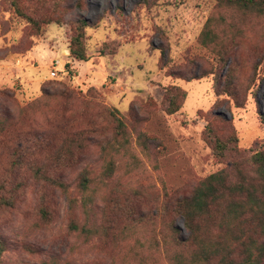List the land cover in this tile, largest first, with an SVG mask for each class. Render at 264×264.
I'll return each mask as SVG.
<instances>
[{
  "label": "rangeland",
  "instance_id": "rangeland-1",
  "mask_svg": "<svg viewBox=\"0 0 264 264\" xmlns=\"http://www.w3.org/2000/svg\"><path fill=\"white\" fill-rule=\"evenodd\" d=\"M12 2L0 0V187L6 195L15 191L14 206L0 212V235L10 245L0 264H173L161 235L170 219L153 214L227 166L203 140L206 126H216L223 138L234 132L243 162L264 149V58L254 53L264 48V18L216 0H19L25 14L40 21L37 30ZM43 16L60 23L45 24ZM211 17L219 38L233 46L223 63L200 41ZM79 18L90 24L87 61L70 53ZM194 76L200 77L186 79ZM170 86L187 92L174 115L163 104ZM107 109L117 110L130 140L126 150L112 154L116 173L99 190L104 219L112 191L145 215L141 227L116 245L70 229L72 221L85 220L77 178L83 169L100 172L103 142L113 141ZM70 119V132L82 133L84 149L76 148L72 161L60 160L68 125H54ZM37 169L62 176L69 196L45 188ZM43 193L53 216L47 225L37 215ZM102 208L98 199L95 225ZM176 224L187 236L183 220ZM155 238L159 248H151Z\"/></svg>",
  "mask_w": 264,
  "mask_h": 264
},
{
  "label": "trees",
  "instance_id": "trees-1",
  "mask_svg": "<svg viewBox=\"0 0 264 264\" xmlns=\"http://www.w3.org/2000/svg\"><path fill=\"white\" fill-rule=\"evenodd\" d=\"M55 5L58 0H53ZM222 7L232 11L241 12L247 16L264 18V0H216ZM15 12L26 18L37 30L40 29V21L33 16H27L19 0H13ZM45 24L59 22L57 18H45ZM218 23L214 18H209L200 35V41L208 46L219 56V62L226 61L232 47L219 38ZM90 27L88 21L79 18L74 22L73 36L70 44L71 56L78 61H87V48L85 44L86 29ZM233 42L237 44L236 38ZM255 57L264 58V48L258 50ZM176 75V73H171ZM176 77H183L180 74ZM200 76L188 77L187 80L198 79ZM185 79V78H184ZM232 80L227 81L228 94L232 92ZM187 98V92L178 86H170L165 89L163 104L169 115L176 114L183 106ZM112 123L113 141L101 147L102 166L95 176L92 170L83 169L77 178L76 189L80 196V205L85 220L80 225L72 221L70 229L80 234L95 237L104 242L108 241L116 245L120 236L135 229H139L140 221L145 219L144 214L137 213L131 201L115 198L116 191L110 192L105 198L104 219V185L112 179L116 173V164L112 159L114 152L126 150L129 144L130 133L123 119L118 116L115 109H107ZM104 114V111H103ZM68 125L63 131L61 144L57 154L60 160L72 161L76 148L84 149L82 133L74 135L70 132L72 120H61L54 125L56 129ZM203 140L212 149L213 155L227 166L200 181L193 191L186 196L165 200L161 209L154 212V218L160 213L162 218H169L164 228V249L171 252L173 264H263L264 262V149L254 150L247 162H243L242 151L237 146L238 139L233 132L227 138H223L216 126L209 123L203 131ZM47 142V141H46ZM236 154L238 156H236ZM232 158L229 160V157ZM24 160L21 153L17 162ZM42 185L48 189L60 190L67 197L69 186L62 176L52 177L42 169H37ZM4 187H0V212L14 206L15 191L3 193ZM101 195V196H100ZM101 199L103 208L99 224L95 225L94 208L96 201ZM74 207L75 199L70 200ZM134 211V212H132ZM40 221L47 225L52 219V213L47 204L46 194H42L38 209ZM138 215V217H136ZM183 220L187 236L181 235V230L176 224V219ZM124 224V225H123ZM135 233V232H134ZM9 242L0 235V259L9 249ZM159 238L153 239L151 248H159ZM31 250V247H28ZM45 264V263H43ZM140 264H145L142 260Z\"/></svg>",
  "mask_w": 264,
  "mask_h": 264
},
{
  "label": "built area",
  "instance_id": "built-area-1",
  "mask_svg": "<svg viewBox=\"0 0 264 264\" xmlns=\"http://www.w3.org/2000/svg\"><path fill=\"white\" fill-rule=\"evenodd\" d=\"M56 73L55 72H53V75H55Z\"/></svg>",
  "mask_w": 264,
  "mask_h": 264
}]
</instances>
